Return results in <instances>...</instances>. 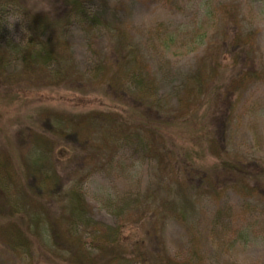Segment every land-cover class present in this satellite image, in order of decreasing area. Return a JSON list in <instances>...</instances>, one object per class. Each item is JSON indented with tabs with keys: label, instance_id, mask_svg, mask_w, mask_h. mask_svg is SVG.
I'll use <instances>...</instances> for the list:
<instances>
[{
	"label": "rangeland",
	"instance_id": "obj_1",
	"mask_svg": "<svg viewBox=\"0 0 264 264\" xmlns=\"http://www.w3.org/2000/svg\"><path fill=\"white\" fill-rule=\"evenodd\" d=\"M22 1L7 2L0 8L1 44L8 41L13 45L24 44L31 17L49 14L57 6L53 0ZM225 9L235 12L238 20L257 32L256 44L263 69L258 80L244 88L237 98L232 96L227 100L228 103L236 102L235 106L227 108L226 102L221 103L213 112L214 116L210 115L213 120L209 123L212 129L216 126L222 129L225 125L226 142L223 143L229 145L230 153L243 160L264 161V0H102L95 1L91 7L92 13L101 15L112 28L124 30L127 45L139 47L136 52L143 58H138V64L146 65V72L156 77L161 104L173 111L180 107L185 79L200 69L209 71L215 54H208V44L211 40L214 42L215 20ZM86 26L88 22L79 23L74 19L65 25L60 35L69 46L74 74L92 77L97 60L110 65L124 58L125 53L115 46L116 41L111 42L103 29L88 30ZM78 86L72 84L60 89L37 86L0 93V152L8 153L17 161L14 164L16 178L7 184V190L10 188L7 192L14 200L26 199L22 204L27 210L19 217L21 221L26 222L30 216L39 217L49 233L43 230L41 235H32V249L22 253L20 259L5 251L0 242V264H69L71 252L66 248L65 239L62 240L67 235L64 231L69 229L68 223L63 222L66 206L58 196L64 187H72V181L74 184L81 182V199L86 211L84 222L88 225L84 229L78 227L76 236L88 243L93 229H103L100 226L90 228V220L110 228L127 220L124 237L132 244L144 239V229L138 228L137 223L139 218H147L136 211V202H143L148 196L152 197L150 202L154 207L167 202L171 174L185 175L176 168L171 173L164 152H153L147 137L146 149L135 147L131 139H119L110 143L106 152L98 131L93 136L88 130H82L78 134V144L72 140L58 144L63 150L57 149L51 171L56 172L60 182L51 189L54 193L47 191L44 195L42 191V197L39 196L32 186L33 179L29 180L23 173L20 160L24 161L30 148L29 129L36 130L43 121L40 120L41 112L46 115L63 111L74 118L110 108L127 114L128 110L131 114L140 111L128 101L124 104L113 101L104 86L91 88L86 85L81 90ZM172 130L179 137L181 133L189 145L177 140L173 143L170 136L165 143L171 148L177 146L176 143L183 145L179 148L182 151L188 149L191 132L181 127ZM153 145L160 147L157 142ZM195 199L193 218L182 219L166 212L160 225V238L168 257L195 264H264V210L256 208L255 203L246 205L232 190L218 197L204 192ZM36 200L44 207L31 208L32 201L36 204ZM129 205L131 209L124 211L123 206ZM56 220L62 239L50 229L51 221ZM149 249L147 247L146 252ZM138 262L139 258L131 254L122 264Z\"/></svg>",
	"mask_w": 264,
	"mask_h": 264
},
{
	"label": "trees",
	"instance_id": "obj_2",
	"mask_svg": "<svg viewBox=\"0 0 264 264\" xmlns=\"http://www.w3.org/2000/svg\"><path fill=\"white\" fill-rule=\"evenodd\" d=\"M95 1L102 0H53L57 6L51 10L52 14L49 12L31 17L29 34L24 44L13 45L9 41L1 44L0 39V93L37 86H41V89L42 86L60 89L79 84V90L86 85L91 88L104 86L113 101L122 104L128 101L140 111L131 114L128 110L127 114L110 108L74 118L63 111L47 112L46 115L41 112V124L36 130L29 129L30 148L24 155V161L20 160L24 166L22 171L29 180L33 179L32 186L38 190L39 196L42 191L46 195L60 182L56 172L51 170L57 149L60 152L63 150L58 146L63 140L78 144V134L82 130H88L93 136L98 131L103 148L108 152L109 144L119 139H131L135 147L146 149V137L149 138L148 145L151 144L153 152H164L171 173L176 168L185 175L171 174L172 185L168 184L167 191L169 202H160L159 206L154 207L150 202L151 196L143 202H136V211L141 217H147L145 220L139 218L140 222L137 223L138 228L144 229L143 240L131 244L130 239L124 237L125 227L129 224L127 220L111 228L90 220V228L100 226L103 229H93L89 233L91 238L88 243L84 238L77 237L78 227L84 229L88 225L84 222L86 211L81 199V182L74 184L75 181L71 182L72 187H64L62 194L57 195L66 206L67 214L63 219L69 226L64 231L66 238L60 236L62 231L58 220L51 221V232L65 239L66 248L71 252L69 264H122L131 254L139 258V264H195L167 256L160 238V225L166 212L182 219L193 218L195 198L204 192L218 197L226 190L236 192L246 205L255 203L256 208L264 210V161L243 160L230 153L229 145L223 143L226 142V133L223 131L225 125L222 129L218 126L212 129L209 123V120H213L210 115L214 116L213 112L217 111L221 103L226 102L227 108L234 107L236 102L228 103L227 100L232 96L237 98L244 88L262 76L263 68L256 44L257 32L238 20L235 12L222 10L219 13L221 16L215 20L214 42L211 40L208 44V54H215L209 71L200 69L185 79L180 107L176 111L167 110L157 95L159 83L156 77L146 72V65L138 64V58H143L137 53L139 47L134 49L127 45L128 39L121 27L112 28L101 15L92 13L91 7ZM7 2L23 1L0 0V8ZM74 19L79 20V23L88 22V30L103 29L111 42L116 41L115 46L124 51V58L110 65L98 63L97 60L95 65H98L93 68L92 77L74 74L69 46L60 35L65 25ZM221 74L232 76L222 77ZM174 127L191 132L188 149L182 151L179 148L183 145L176 143L177 146L171 148L165 143L170 136L173 143L177 140L189 145L182 139L181 133L180 137L175 134L172 130ZM156 142L160 147L153 145ZM15 162L8 153L0 152V242L5 251L20 259L22 253H29L32 249V235H41L43 230L45 234L49 233L39 217L30 216L26 222L19 218L27 210L22 204L26 199H22V202L20 199L14 200L7 192L10 189L7 190V184L16 178ZM20 180L19 177V183ZM39 203L37 201L36 205L32 201L31 208L37 206L40 209L43 205ZM123 207L124 211L131 209L130 205ZM147 247L150 249L146 252Z\"/></svg>",
	"mask_w": 264,
	"mask_h": 264
},
{
	"label": "clouds",
	"instance_id": "obj_3",
	"mask_svg": "<svg viewBox=\"0 0 264 264\" xmlns=\"http://www.w3.org/2000/svg\"><path fill=\"white\" fill-rule=\"evenodd\" d=\"M13 22H15V20H13Z\"/></svg>",
	"mask_w": 264,
	"mask_h": 264
}]
</instances>
